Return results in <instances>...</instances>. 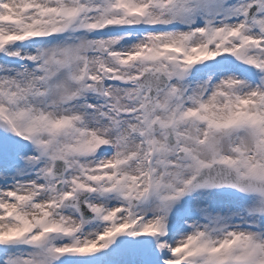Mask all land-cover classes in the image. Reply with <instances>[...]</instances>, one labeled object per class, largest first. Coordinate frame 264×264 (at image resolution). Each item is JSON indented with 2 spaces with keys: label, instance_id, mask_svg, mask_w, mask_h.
<instances>
[{
  "label": "snow or ice",
  "instance_id": "6c2138e0",
  "mask_svg": "<svg viewBox=\"0 0 264 264\" xmlns=\"http://www.w3.org/2000/svg\"><path fill=\"white\" fill-rule=\"evenodd\" d=\"M0 264H264V0H0Z\"/></svg>",
  "mask_w": 264,
  "mask_h": 264
}]
</instances>
